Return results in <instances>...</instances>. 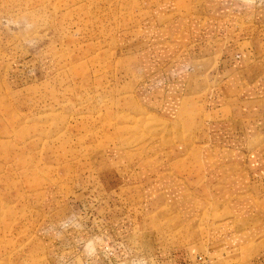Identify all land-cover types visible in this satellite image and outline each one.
<instances>
[{"label":"rangeland","instance_id":"obj_1","mask_svg":"<svg viewBox=\"0 0 264 264\" xmlns=\"http://www.w3.org/2000/svg\"><path fill=\"white\" fill-rule=\"evenodd\" d=\"M221 4L0 0V264L183 262L208 224L233 231L218 264L264 263V237L234 235L264 134L206 58Z\"/></svg>","mask_w":264,"mask_h":264},{"label":"crops","instance_id":"obj_2","mask_svg":"<svg viewBox=\"0 0 264 264\" xmlns=\"http://www.w3.org/2000/svg\"><path fill=\"white\" fill-rule=\"evenodd\" d=\"M220 13L218 19L212 18L214 22L207 24L208 28L204 32V36H206L209 41L214 42L215 45L221 43H224L225 45L221 47V49H219V47L215 48L211 55L206 58H210L209 64L212 60L213 64L215 63L214 75L221 77L222 79L220 81L223 82V84L229 82V84L236 87L238 90V97L235 101L239 102L233 104V109H237L239 112L244 113L243 116L248 117L249 115V118L243 119V121L245 120L254 125V127H251L250 136H260L261 138V134H264V130H262L264 124V52H260V47L258 48L256 43L257 39L262 40L261 31L264 26V0H222ZM245 28H248L247 32ZM245 41H251L255 46L251 45V48L244 49L240 44ZM178 56L180 57V55ZM174 58L176 59L177 57ZM184 66H189V68H191L190 65H186L185 63H176L174 65V70L178 67V71L176 70L177 72L174 74L176 75L181 72L185 73ZM204 67L205 70L209 68L207 65ZM189 71L190 69L186 72L188 75H190ZM243 74L253 75L250 83L243 85L244 80L241 81L239 78V75ZM181 83L183 84L182 89L185 88L186 83ZM247 90L249 93L245 95L244 92ZM228 98L225 100L230 99ZM221 149L226 150L227 152L225 153L227 154L235 152L237 155L243 154L246 156L244 150L239 147L229 148L222 146ZM261 149V146H258L254 151L249 152L247 150V153L249 152V155H252L253 158L257 159V154L264 156V151ZM256 165L258 166V163H256ZM263 170L264 168H262L257 175H253L252 184L247 185L251 187V194L255 201V206L253 205L252 212L250 210L244 212L242 220L253 219L252 221L254 224L249 225L242 230L239 229L244 225L242 222L237 221L233 225V227H237L236 231H234V235L242 234L246 236L247 239L255 238L254 241L259 238L257 242L264 237ZM210 226L211 224H208L205 227L202 226L204 228L203 234L205 236L202 240L203 244L199 245V248L196 246V249L189 250L187 253L188 255L183 254V262L178 259L180 255L177 256L176 253L165 255L164 253L159 252L158 254L147 258L149 264H177V260H179V264H218V262L222 261L224 257H227L226 253L230 254V252L224 247L215 250L213 246H219L224 240L228 241L231 236H233V231L230 232L225 228L219 230L218 227ZM218 235L221 236V238L213 241ZM95 249L97 248H94V252ZM200 257L202 260H200ZM253 264L264 263L253 262Z\"/></svg>","mask_w":264,"mask_h":264},{"label":"built area","instance_id":"obj_3","mask_svg":"<svg viewBox=\"0 0 264 264\" xmlns=\"http://www.w3.org/2000/svg\"><path fill=\"white\" fill-rule=\"evenodd\" d=\"M200 260H202V258L200 257Z\"/></svg>","mask_w":264,"mask_h":264}]
</instances>
